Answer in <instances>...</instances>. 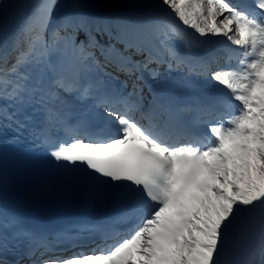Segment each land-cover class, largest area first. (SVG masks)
Masks as SVG:
<instances>
[{
	"label": "snow or ice",
	"instance_id": "obj_1",
	"mask_svg": "<svg viewBox=\"0 0 264 264\" xmlns=\"http://www.w3.org/2000/svg\"><path fill=\"white\" fill-rule=\"evenodd\" d=\"M19 6L0 0V34ZM56 7L31 5L0 47V135L11 131L8 146L28 149L38 172L51 164L50 179L117 210L53 230L0 206V264H264V0H143L53 24ZM208 37L235 46L223 64L193 54ZM162 63L211 80L214 93L190 102L166 82L147 85Z\"/></svg>",
	"mask_w": 264,
	"mask_h": 264
},
{
	"label": "water",
	"instance_id": "obj_2",
	"mask_svg": "<svg viewBox=\"0 0 264 264\" xmlns=\"http://www.w3.org/2000/svg\"><path fill=\"white\" fill-rule=\"evenodd\" d=\"M28 8L24 10V14L28 16L30 12V6L36 4L37 0H24ZM62 10L64 12L69 10H83L92 13L104 11L101 7L95 5L93 2L88 0H63Z\"/></svg>",
	"mask_w": 264,
	"mask_h": 264
},
{
	"label": "bare ground",
	"instance_id": "obj_3",
	"mask_svg": "<svg viewBox=\"0 0 264 264\" xmlns=\"http://www.w3.org/2000/svg\"><path fill=\"white\" fill-rule=\"evenodd\" d=\"M16 3L19 4L20 6L13 9L11 11V14L9 16V20H8V24H7V28L5 29L3 34H0V47H4L6 45H10L13 42V37L15 36V34L18 33V30L15 28V26H12V22L16 19V17L18 16L19 10L22 9V2L21 0H16ZM226 15V14H225ZM219 19H223V17H219ZM226 40V38H224ZM237 258H243V251L241 250V252L238 254Z\"/></svg>",
	"mask_w": 264,
	"mask_h": 264
},
{
	"label": "rangeland",
	"instance_id": "obj_4",
	"mask_svg": "<svg viewBox=\"0 0 264 264\" xmlns=\"http://www.w3.org/2000/svg\"><path fill=\"white\" fill-rule=\"evenodd\" d=\"M122 1L124 2L125 5H128L129 7H131L132 5H135V4H138V3H142L143 2L141 0H122ZM21 2H22V0H21ZM154 3L157 4V5H159V0H156ZM21 5H23V3ZM97 5L100 6L101 8H103L104 11H117L115 8H113L111 5H109V3H107L104 0H102L101 2H99ZM159 7L160 6H158L155 10H157ZM162 15H164V13ZM25 20L20 16L18 26H22L24 24V21ZM209 38H212V37H208L206 39H209ZM214 38L219 39L220 37H214ZM213 41L216 42L214 39H213Z\"/></svg>",
	"mask_w": 264,
	"mask_h": 264
},
{
	"label": "trees",
	"instance_id": "obj_5",
	"mask_svg": "<svg viewBox=\"0 0 264 264\" xmlns=\"http://www.w3.org/2000/svg\"><path fill=\"white\" fill-rule=\"evenodd\" d=\"M40 2V0H38ZM90 1H93L94 3H99L101 2L102 0H90ZM106 1L107 3H109V5H111L112 7L118 9V10H125V4L122 0H104ZM143 1V0H141ZM61 2L62 0H57V7L55 10H57L58 8L61 7Z\"/></svg>",
	"mask_w": 264,
	"mask_h": 264
}]
</instances>
